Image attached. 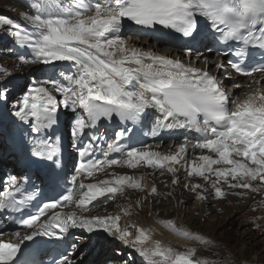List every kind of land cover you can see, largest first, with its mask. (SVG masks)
<instances>
[{
	"label": "snow or ice",
	"instance_id": "1",
	"mask_svg": "<svg viewBox=\"0 0 264 264\" xmlns=\"http://www.w3.org/2000/svg\"><path fill=\"white\" fill-rule=\"evenodd\" d=\"M25 7L16 21L0 16V35L12 39L4 51L17 56V66H47L52 75L19 87L20 95L12 96V74L0 66V137L11 140L17 163L23 165L20 177L8 174L0 180V264H45L50 244L56 245L59 259L46 264H77L78 259L83 264L80 249L91 243L89 236L118 241L131 250L124 258L112 248L100 264H135L132 253L141 264H208L196 257L194 247L181 251L153 239L151 226L122 223L133 214L131 204L117 213L83 214L100 198L115 199L127 189L155 195V184L148 189L143 176L117 173L85 181L106 167L122 165L166 169L173 185L184 169L188 178L201 177L210 184L216 198L225 196L223 185L253 193L264 189V0H25ZM126 23L156 39H163L165 30L178 34L182 52L197 62L203 58L204 67L129 46L122 37ZM198 46L210 53L215 49L218 59L209 61ZM227 56L232 57L227 61L232 71L219 59ZM57 62L70 67L58 72ZM210 67L216 73L223 70V78ZM233 73L252 78L248 87L257 85L243 99L224 87ZM62 112L69 114L72 147L79 155L70 176L61 167L60 138L50 135ZM113 121L116 128L109 136L101 125ZM148 121L153 138L180 130L198 134L193 147L211 154L188 162L187 136L175 145V152L162 153L142 143L125 145ZM98 149L103 157L116 153L118 158L102 160L96 156ZM34 176L57 194L40 200ZM204 186L183 185L198 200L207 198L197 191ZM157 222L177 236L213 244L208 237L177 227L172 218ZM73 229L82 235L70 240ZM61 245H67L63 252Z\"/></svg>",
	"mask_w": 264,
	"mask_h": 264
},
{
	"label": "rangeland",
	"instance_id": "2",
	"mask_svg": "<svg viewBox=\"0 0 264 264\" xmlns=\"http://www.w3.org/2000/svg\"><path fill=\"white\" fill-rule=\"evenodd\" d=\"M0 2H1L0 7L5 9H9L11 6L16 5V0H0ZM3 4H7L8 7H6L7 5L2 6ZM7 62H10L9 58ZM7 69L10 72L14 73L16 71V64H10ZM29 71L30 69L23 68L18 72L29 73ZM18 81H21L22 83L24 81L23 76H20V78H18ZM9 150H10L9 146L6 147L5 142L0 139V158L3 156L4 153L6 156L5 158L10 157L9 158L10 160L8 159L7 162H10V164L17 162L14 152H12L11 155ZM6 166L1 172L10 173L12 171L10 170L12 169L11 166L8 167ZM1 174L2 173H0V175ZM145 176L146 173L143 175V177L145 178ZM137 177H141V176H137ZM166 177L167 175L164 174L162 176L155 177L156 180L154 181L156 184H161L164 183ZM183 184H185V182ZM173 186L174 185L171 186L172 192H169L171 193L170 196L168 195L169 193L168 194L165 193V191H170V189L166 188L165 185L164 186L161 185L159 188L162 191L161 194L162 196L159 195V193L157 192V194L151 195V201L147 198V200L143 203L145 199L144 197L143 200H141L142 209L140 210L139 208H134L133 215L137 212L138 214L136 215H140V217L141 216L144 217V215L151 216L152 213L154 215L157 214L160 218L175 219L179 217L177 218L178 222L184 223L183 218L186 209L183 211L184 212L183 214L182 213L183 206L181 205L179 199H177L173 194L174 191ZM208 189H212L211 185L209 186ZM204 193H206V197H207L206 199L200 201L189 199L184 203V207H187V209L189 208V214L187 213V216L188 217L190 216V218L193 219L192 222L187 221L188 223L185 222L184 224L187 227H189L188 224L190 223L192 225L191 226L192 229L208 235L213 240L212 245H204L201 244L200 242H198V244L191 243L188 240L182 238L184 241H187L188 244H192L191 245L192 247L196 248V257L198 256L199 258L201 257V252L198 250L199 247L201 251L204 248L209 249L213 247L214 253L221 254V252H225L224 247L229 245L230 252L228 253L227 256L224 257L226 258L227 264H230V262L233 260L235 261V264L241 263L244 260L252 264H264V220L259 221L260 216H256L258 212L255 211L253 205H251V201L253 200V198L257 199L260 202V196H255L256 195L255 193L254 197L253 195H250V197L247 199L230 197L229 200L227 201L225 199H221L225 201H218L220 199L212 201L211 198H214L215 196L213 194L211 195L210 191H204ZM116 200L123 201L124 198L123 197L122 198L120 197L119 199L115 198V201ZM161 200H163L165 204H162ZM115 201H111V204L107 206L104 209V211L107 212V211L121 210L123 206L126 207V205L124 204L121 205L120 202H115ZM200 203L208 204L207 206L208 211L206 213L205 218L203 215L205 214L203 211V206H201ZM157 204H159V207H157L158 210L154 209V206L155 205L157 206ZM131 205H136V203ZM256 205H259V203L257 202ZM177 207L181 208L180 212H178ZM195 221L198 222L197 225L193 224ZM259 224L262 226V228L261 226L259 227ZM97 243L98 244L96 245L95 248L87 251L85 254L84 260L87 264H100V262L104 260L103 256L107 253L110 254L112 248H116L118 250V248L114 246L115 244H110L101 241H98ZM185 248L182 249L186 250L187 248L186 249ZM182 249L181 251H183ZM118 251L120 252V250ZM81 252L84 253L85 249H83Z\"/></svg>",
	"mask_w": 264,
	"mask_h": 264
},
{
	"label": "bare ground",
	"instance_id": "3",
	"mask_svg": "<svg viewBox=\"0 0 264 264\" xmlns=\"http://www.w3.org/2000/svg\"><path fill=\"white\" fill-rule=\"evenodd\" d=\"M126 29V28H125ZM131 30H129V29H127L128 30V32H129V35H128V39H125L124 38V33H122V37L128 42V44H129V46H136V47H140V48H143V49H145V50H147V49H152L153 51H155L156 53H158V54H160V55H170V56H173L174 58H179L180 59V53H179V51L173 46V44L172 43H164L163 41L165 40V39H156L155 37H154V35L153 34H151V33H149V34H142V32L141 31H139V30H137V28H136V26H132L131 28H130ZM124 30V29H123ZM126 36V35H125ZM203 56H205V57H207L208 58V56L206 55V54H204ZM192 63V62H191ZM194 64V63H193ZM195 66H197V67H204V66H202V65H204V62H201V64L199 63V62H196L195 64H194ZM68 67H70V65H68V63H66V64H63L62 66H60V64H58V69H57V71L59 72V71H63L64 69H66V68H68ZM47 68V66H43V65H41L40 66V68H39V70H37V76H35V81H39L40 80V74H42L43 72H44V70ZM214 71H215V73H216V70L214 69ZM223 71L221 70L219 73H216L217 75H221V73H222ZM48 75H51L50 73L48 74ZM18 78H20V77H18ZM24 80V79H23ZM239 82V80L238 81H235V82H231L230 84H229V86L230 87H234V84H237ZM18 83H20V84H24L25 83V81H23L22 83H21V81H19ZM227 83H229V82H227ZM257 87V85H251V87H248V85H244V86H242V87H240V88H235L234 89V96H236V97H240L241 99H243L244 98V96L247 94V93H249L250 91H252L254 88H256ZM260 87H262V88H264V81H262V83H261V85H260ZM67 116L69 117V114H67ZM3 120V118L2 117H0V121H2ZM0 139L1 140H3L4 142H5V144H6V147H8V145L10 146V144H11V140L10 139H4V138H2V137H0ZM7 140H8V143H7ZM149 144V143H148ZM10 148V150H9V152L11 153V155H12V152H13V150H12V148L11 147H9ZM176 151V148L174 149V151H171V152H175ZM170 152V151H169ZM163 153H168L167 151H165V152H163ZM200 155V153H198V152H196V151H194V152H192L191 153V155L189 156V159L187 160L188 162H190V161H192L193 159H196L198 156ZM6 156H5V154L3 153V156L0 158V173H2L1 175H0V180H4V179H7V176H8V174H12V175H16L17 177H19L20 175H21V169H20V167H21V165L22 164H18L17 162H15V163H12V164H10V162H7V160L10 158V157H8V158H5ZM186 157H188V153L186 154ZM10 160V159H9ZM10 165H9V164ZM8 164V165H7ZM19 165L18 167H17V165ZM7 165V166H6ZM8 167V166H11V168L12 169H10V170H12L10 173H8V172H1V171H3V169H4V167ZM119 167V169H121V167H120V165L118 166ZM130 169V168H129ZM129 169H127L126 170V172L129 170ZM181 170H184V169H181ZM118 171V170H117ZM167 175L168 173H167V171H166V169H164V170H154V169H152V168H149L148 169V173H146V176H145V178H144V180H143V183H145V184H147V186H148V189H150L151 188V186L153 185V184H155L156 185V187L157 188H159L161 185H163L164 186V184L163 183H161V184H156L155 183V181L154 180H156V178L155 177H158V176H162V175ZM177 175L179 176V183L178 184H176V185H174L173 186V194L175 195V197L177 198V199H179V201H180V203L182 204V211H184L185 209H186V211H185V215H184V221H188V222H192L193 221V219L192 218H190V216L188 217L187 216V213L189 214V208L187 209V207H184V203L187 201V200H189V199H193V200H198V199H196V193H194V192H192V191H190V190H188V189H185L184 187H183V183L185 182H189V183H200V184H204L205 186H204V188L203 189H198L197 191H210L211 192V195H212V189H208L209 188V186H210V184H207L205 181H203V179L201 178V177H192V178H188L187 177V172H186V170H184L183 172H179V173H177ZM136 176V175H135ZM106 176H104V178H105ZM137 177V176H136ZM95 180H96V178H90V179H86V181L85 182H95ZM158 182V181H157ZM207 189H206V188ZM223 187L225 188V190H226V194H225V196L223 197V198H216V197H214V198H211V200L212 201H214V200H217V199H225V200H228L229 199V197H230V194H231V192L232 191H236V192H246V193H248V194H250V195H254L255 193H253V192H251V190L250 189H229L228 187H227V185H223ZM206 189V190H205ZM128 190V189H127ZM126 190V191H127ZM205 194V196H206V193H204ZM255 196H260V202L257 200V199H253V204H257V202L259 203V205L261 206V208H264V189H262L261 190V192L260 193H256V195ZM117 199H119L120 197H116ZM211 200H209V201H211ZM200 201V200H199ZM109 202H110V204H111V200H109ZM161 202H162V204H165L164 202H163V200H161ZM110 204H108L106 201H105V198H100L98 201H96V202H93V205L92 206H90V207H92V208H89V210H88V213L89 212H94V214L95 215H97V214H105V213H108V214H112V213H117V212H120V210H114V211H107V212H105L104 211V209L107 207V206H109ZM201 204V206H203V211H204V213L205 214H203L204 215V218L206 217V213H207V206H208V204H203V203H200ZM123 207H125V206H123ZM157 207H159V204H157V206L155 205L154 206V209H156V210H158V208ZM134 208V207H133ZM101 209V210H100ZM83 214H87V213H83ZM135 214H138L137 212L135 213ZM133 215V214H132ZM132 215L130 216V217H123V220H122V223L124 222V221H132V222H135L137 225H139V226H143V227H153L154 229H155V232L153 233V239H161L162 241H164L165 243H170L173 247H175V248H177L178 250H181L182 248H185V246H186V248H189V247H192L191 245L192 244H188L187 243V241H184L180 236H177L175 233H173V232H168L167 230H165L164 228H163V226L162 225H160L157 221L158 220H160L159 218H158V215L157 214H153L152 213V215L151 216H148V215H144V217H140V215H136V217L134 216V217H132ZM251 216V215H250ZM148 217V218H147ZM197 221H195L193 224L194 225H197ZM189 226L191 227L192 225L189 223ZM22 230V229H21ZM133 231H134V229H133ZM81 235H82V233H81V231H79V233L78 234H76V235H74V236H72V237H70L69 239L70 240H72L73 238H78V237H81ZM90 241H91V243L87 246V247H93V244H92V242H93V239H90ZM114 242H116V243H118V241H114ZM194 246V245H193ZM83 248V247H82ZM81 248V249H82ZM185 248V249H186ZM70 250V249H69ZM183 250V249H182ZM108 254V253H107ZM77 255L79 256V253H77ZM106 255V254H105ZM105 255L103 256V258L105 259ZM196 255V254H195ZM81 258V257H80ZM197 258H199V256L197 257ZM83 263H84V261H83ZM77 264H79V259L77 260ZM112 264H119L118 263V261H113L112 262Z\"/></svg>",
	"mask_w": 264,
	"mask_h": 264
},
{
	"label": "clouds",
	"instance_id": "4",
	"mask_svg": "<svg viewBox=\"0 0 264 264\" xmlns=\"http://www.w3.org/2000/svg\"><path fill=\"white\" fill-rule=\"evenodd\" d=\"M173 184L172 183H169V184H167V186H166V188H169L170 189V191H167V193L166 194H168L169 192H172V190H171V186H172ZM158 193H159V188H158ZM236 193H238V192H236V191H232L231 192V194H230V197H237V198H239V199H247V198H249L250 197V194H248V193H246V192H240V193H244V195H237ZM126 195H128V194H123L122 195V197L124 198V200L123 201H119V200H116L115 201V199H107L106 200V202L108 203V204H110V202H109V200H111V201H115V202H120L121 203V205L122 204H124V205H129V204H135L136 202V200H134V201H130V202H127V200H126ZM159 195H161V193H159ZM162 196V195H161ZM146 199H144V201H143V203L147 200V198L151 201V195H149V194H147L146 196ZM229 197V198H230ZM253 197H254V195H253ZM254 199V198H253ZM229 200V199H228ZM196 201V200H195ZM199 201V200H198ZM218 201H225V200H218ZM218 201H216V202H218ZM227 201V200H226ZM253 201V200H252ZM252 201H251V205H253V207H254V209H255V211H257L258 212V214L256 215V216H260V219H263L264 220V208H261V206L260 205H256V204H253L252 203ZM194 204V203H193ZM182 205V204H181ZM134 208H139L140 210L142 209V207H141V205L140 206H137V205H132ZM182 207V206H181ZM199 207H200V205H199ZM90 208H92V207H90ZM133 208V209H134ZM177 210H178V212H180L181 211V208H179V207H177ZM182 213L184 214V212L182 211ZM87 214H91V215H95L94 214V212H89V213H87ZM136 214H134V215H132V217H134ZM136 217V216H135ZM159 217V216H158ZM177 218H179V217H177ZM177 218H175L174 220H175V222H176V224H177V227H185V228H187L188 230H191L192 232H196V233H199V234H201V235H203V236H205V237H208V238H210L211 240H212V238L211 237H209L208 235H206V234H204V233H202V232H199V231H197V230H194V229H192V227L190 228V226L189 227H187L184 223L186 222V223H188L187 221H184V223H180V222H178V220H177ZM181 218V217H180ZM159 219H168V218H160L159 217ZM173 219V218H172ZM184 219V218H183ZM189 225V224H188ZM261 225L259 224V227H260ZM164 228V227H163ZM261 228H262V226H261ZM165 230H167L168 232H171L170 230H168V229H166V228H164ZM75 232V229H73V230H71V236L70 237H72V236H74L75 234H73ZM79 233V232H78ZM174 233V232H173ZM69 237V238H70ZM181 238H183V237H181ZM88 239L90 240V239H93V241L94 242H98L99 240L96 238V237H93V236H89L88 237ZM183 239H185V238H183ZM186 240H188L189 242H191V243H195V244H198V241H195V240H190V239H186ZM213 241V240H212ZM26 243H28V242H26ZM230 243H232V242H230ZM110 244H115L114 246H116L117 248H118V250H120V252H122V255L124 256V258H128V256H129V253L131 252V250H129V249H127V248H124L123 246H120L119 245V242L118 243H116V242H114V241H112ZM200 245V244H199ZM225 246V245H224ZM85 248H87V249H89L90 247H85ZM84 248V249H85ZM224 249H225V252H221V254H219V253H214L213 252V247L212 248H204L202 251L200 250V247L198 248V250L201 252V259H205V260H207V262H208V264H227V261H226V258H224L225 256H227L228 255V253L230 252V246L229 245H227V246H225L224 247ZM124 253H126V254H124ZM85 254H86V251L83 253V255H82V257H81V259L84 261V263L83 264H87L86 262H85V260H84V258H85ZM132 256H133V258H134V260H135V264H137V263H140L141 264V261H140V258H138L134 253H132ZM242 262H245V260L244 261H242ZM242 262L241 263H237V264H242ZM247 262V264H252V263H250V262H248V261H246Z\"/></svg>",
	"mask_w": 264,
	"mask_h": 264
}]
</instances>
